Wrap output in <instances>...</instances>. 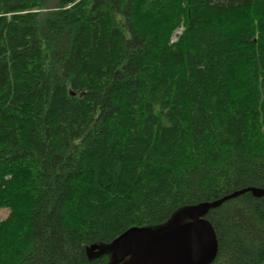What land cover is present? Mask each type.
<instances>
[{"label": "trees", "instance_id": "obj_1", "mask_svg": "<svg viewBox=\"0 0 264 264\" xmlns=\"http://www.w3.org/2000/svg\"><path fill=\"white\" fill-rule=\"evenodd\" d=\"M249 188L264 0H0V264H101L92 246ZM204 219L210 264H264V196Z\"/></svg>", "mask_w": 264, "mask_h": 264}, {"label": "water", "instance_id": "obj_2", "mask_svg": "<svg viewBox=\"0 0 264 264\" xmlns=\"http://www.w3.org/2000/svg\"><path fill=\"white\" fill-rule=\"evenodd\" d=\"M247 191L264 196V189L257 188L234 192L221 200L191 209V223L167 230L164 235L152 229H131L113 242L112 249L121 258L137 249L143 250L132 264H210L217 255L218 242L204 215L209 209L217 208ZM98 248L94 245L90 250L94 252Z\"/></svg>", "mask_w": 264, "mask_h": 264}, {"label": "rangeland", "instance_id": "obj_3", "mask_svg": "<svg viewBox=\"0 0 264 264\" xmlns=\"http://www.w3.org/2000/svg\"><path fill=\"white\" fill-rule=\"evenodd\" d=\"M181 31L177 32V34H180ZM177 37V36H176ZM176 37H174V39H176ZM10 210L9 209H1L0 210V222L7 219L9 216ZM192 222L191 216H190V210L189 211H184L182 214H180L178 217L174 218L171 220L170 224L167 226V228H162V229H152L153 231L157 232L158 234H162L164 235L166 232H168L167 230L170 231L173 229H177L179 228L180 225L183 224H189ZM109 251L108 247H102L101 250L98 248L96 251L91 252L92 254H94V258L95 260H97V262L100 261V259H102L103 257H105L106 255H108L107 251ZM106 261H107V256L105 257ZM109 260V259H108ZM106 261L104 263H106ZM103 264V263H102Z\"/></svg>", "mask_w": 264, "mask_h": 264}, {"label": "flooded vegetation", "instance_id": "obj_4", "mask_svg": "<svg viewBox=\"0 0 264 264\" xmlns=\"http://www.w3.org/2000/svg\"><path fill=\"white\" fill-rule=\"evenodd\" d=\"M108 248H109V251L106 250L108 253V255H106L107 261L105 260L106 263H103V264H132L135 261V259H137V255L139 256V254L143 253V250L137 249L135 253H130L121 258L119 257V255L115 254L114 250L112 249V245H110Z\"/></svg>", "mask_w": 264, "mask_h": 264}]
</instances>
